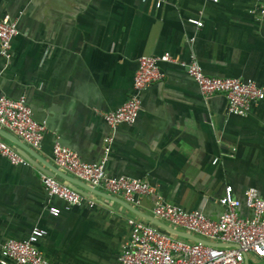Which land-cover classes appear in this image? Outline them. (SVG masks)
Here are the masks:
<instances>
[{
    "label": "crops",
    "instance_id": "1",
    "mask_svg": "<svg viewBox=\"0 0 264 264\" xmlns=\"http://www.w3.org/2000/svg\"><path fill=\"white\" fill-rule=\"evenodd\" d=\"M254 2L164 0L156 9L150 0H0V15L15 18L18 30L9 59L0 58V94L22 95L46 125L36 149L15 137L30 153L1 136L28 165L0 157V242L23 239L37 225L46 234L36 245L50 264H117L126 219L143 218L81 188L91 207L84 202L49 215L48 201L62 206L39 180L48 167L62 171L52 162V141L60 139L85 162L99 160L111 133L101 113L127 98L140 55L192 53L208 75L264 82V16L248 13ZM162 68L164 79L140 93L135 121L113 131L106 173L146 180L167 202L212 219L224 185L234 198L253 187L264 199V99L247 115H229L222 95L201 96L178 67ZM134 208L151 216V198ZM241 264H264V257L246 253Z\"/></svg>",
    "mask_w": 264,
    "mask_h": 264
},
{
    "label": "built area",
    "instance_id": "2",
    "mask_svg": "<svg viewBox=\"0 0 264 264\" xmlns=\"http://www.w3.org/2000/svg\"><path fill=\"white\" fill-rule=\"evenodd\" d=\"M146 2L149 0H140ZM158 9L164 0H150ZM215 2L216 0H210ZM248 13L255 18L264 16V0H255ZM187 22L199 27L198 19ZM18 34L16 19L0 15V58L8 60L11 43ZM127 98L115 109L101 113V119L111 133L104 138L102 156L95 162H85L81 156L55 138L51 146L53 164L72 178L108 194L120 197L133 207L143 197L151 198V216L168 226L187 232L200 239L222 243L223 246L206 245L166 232L140 218L126 219L128 237L117 255V264H241L246 253L264 257V199L255 188L248 187L241 199L234 198L230 185H224L217 203L221 211L214 219L199 210H186L167 202L146 180L128 175H108L106 157L112 142V133L119 124H132L140 111V93L149 85L165 77L162 65L178 67L195 84L201 96L220 94L225 100V113L247 115L250 107L264 99V82L250 78L214 76L204 73L195 56L190 53L181 59L168 52L140 55L136 58ZM0 128L31 148H38L46 131L43 121L32 117L30 107L22 95L7 97L0 94ZM0 157L14 166L28 162L0 136ZM216 159H212L215 162ZM39 180L48 198H56L62 206L48 201L46 211L56 217L64 210L86 203V200L68 183L58 182L53 175L40 173ZM247 210L246 215L239 208ZM46 231L37 225L30 227L23 239H5L0 242V264H50L37 248V242Z\"/></svg>",
    "mask_w": 264,
    "mask_h": 264
},
{
    "label": "water",
    "instance_id": "3",
    "mask_svg": "<svg viewBox=\"0 0 264 264\" xmlns=\"http://www.w3.org/2000/svg\"><path fill=\"white\" fill-rule=\"evenodd\" d=\"M31 110V108H30ZM31 114H32V117L35 119V120H38V121H41L39 120L35 115L34 113L32 112L31 110ZM45 124V123H44ZM46 126V125H45ZM0 136H2L4 139L16 144L17 146H19L21 149H23L24 151H26V148H24L23 146V143H21L20 141H18L15 137H13L10 133H8L7 131H5L4 129H1L0 128ZM54 141V140H53ZM52 141V143H53ZM62 142V141H61ZM52 143H51V146H52ZM27 153H30L28 151H26ZM50 152H51V147H50ZM51 154V153H50ZM32 155V154H30ZM33 157L36 158L35 155H33ZM48 169L50 170L51 173H49V175H53V173H55L56 175L60 176L62 179L66 180L70 187L75 189L77 192L80 190L77 189V188H81V189H86L88 191H92V192H95L97 194H101V195H104V196H107L108 198L112 199L113 201H116L118 203H120L125 209H127L128 211L132 212L133 214L143 218L144 220H146L147 222H150L151 224H153L154 226H157L159 227L160 229L166 231V232H169L171 234H174L178 237H181V238H185V239H190L192 241H197V242H200V243H203V244H206V245H212V246H223L224 244L222 243H214V242H210V241H206V240H203V239H200L198 237H195L187 232H184V231H181V230H177V229H174L170 226H168L167 224L155 219L154 217L150 216V215H147V214H144L142 213L141 211L137 210L136 208H134L133 206L125 203L124 201L120 200V199H116L110 195H106L104 193H100L94 189H91L89 188L88 186H85L83 183H81L80 181L72 178L71 176L63 173L62 171H58V170H55L54 168L52 167H48Z\"/></svg>",
    "mask_w": 264,
    "mask_h": 264
}]
</instances>
